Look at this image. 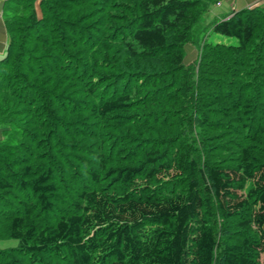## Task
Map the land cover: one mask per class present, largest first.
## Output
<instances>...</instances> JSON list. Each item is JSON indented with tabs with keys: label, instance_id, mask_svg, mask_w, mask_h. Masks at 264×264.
I'll return each instance as SVG.
<instances>
[{
	"label": "trees",
	"instance_id": "16d2710c",
	"mask_svg": "<svg viewBox=\"0 0 264 264\" xmlns=\"http://www.w3.org/2000/svg\"><path fill=\"white\" fill-rule=\"evenodd\" d=\"M219 1L3 0L0 264H264V7Z\"/></svg>",
	"mask_w": 264,
	"mask_h": 264
},
{
	"label": "crops",
	"instance_id": "0c3cea01",
	"mask_svg": "<svg viewBox=\"0 0 264 264\" xmlns=\"http://www.w3.org/2000/svg\"><path fill=\"white\" fill-rule=\"evenodd\" d=\"M2 5L3 0H0V58L5 53L8 42L7 31L2 17ZM255 6L264 7V0H221L212 7L207 17L209 20L214 17L223 18L224 16L232 15L235 11L242 8ZM3 131L4 128L0 127V140L4 136Z\"/></svg>",
	"mask_w": 264,
	"mask_h": 264
},
{
	"label": "rangeland",
	"instance_id": "374dc122",
	"mask_svg": "<svg viewBox=\"0 0 264 264\" xmlns=\"http://www.w3.org/2000/svg\"><path fill=\"white\" fill-rule=\"evenodd\" d=\"M203 20H205L203 22V24H206V22H209V19L208 17L204 16L203 17ZM210 29L207 30L206 34H207V38L209 39H214V36L215 34L211 31H209ZM204 35V34H201V36ZM186 49H187V57H186V61H192L196 55V49L190 45H187L186 46ZM17 244V240L16 239H13V238H5V239H0V247H3V246H14Z\"/></svg>",
	"mask_w": 264,
	"mask_h": 264
}]
</instances>
